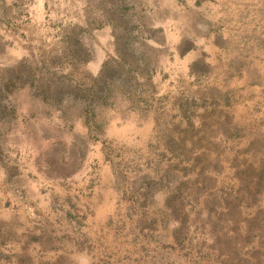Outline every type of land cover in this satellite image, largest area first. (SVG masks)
<instances>
[{"label":"rangeland","instance_id":"374dc122","mask_svg":"<svg viewBox=\"0 0 264 264\" xmlns=\"http://www.w3.org/2000/svg\"><path fill=\"white\" fill-rule=\"evenodd\" d=\"M0 264H264V0H0Z\"/></svg>","mask_w":264,"mask_h":264},{"label":"crops","instance_id":"0c3cea01","mask_svg":"<svg viewBox=\"0 0 264 264\" xmlns=\"http://www.w3.org/2000/svg\"><path fill=\"white\" fill-rule=\"evenodd\" d=\"M103 169V168H102ZM103 174H104V177L106 178L108 173L106 172V168L103 169Z\"/></svg>","mask_w":264,"mask_h":264}]
</instances>
